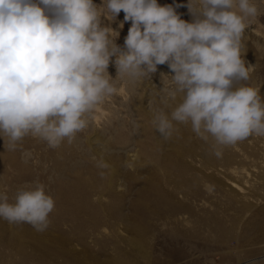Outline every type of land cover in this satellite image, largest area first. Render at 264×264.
<instances>
[{
    "label": "clouds",
    "instance_id": "9594fccd",
    "mask_svg": "<svg viewBox=\"0 0 264 264\" xmlns=\"http://www.w3.org/2000/svg\"><path fill=\"white\" fill-rule=\"evenodd\" d=\"M264 0H0V140L8 152L31 137L57 149L72 145L94 113L120 95L121 85L151 81L159 65V107L151 124L167 142L178 124L214 142L213 154L250 136L264 137V96L250 81L246 31L262 15ZM186 7L191 22L177 12ZM129 23L123 45L112 23ZM114 65L116 75L109 73ZM157 88V87H156ZM175 107H172L173 103ZM171 108V111L167 109ZM139 128V124L135 125ZM106 168L103 155L90 157ZM56 201L39 181L25 184L10 202L0 191V219L37 232L51 224Z\"/></svg>",
    "mask_w": 264,
    "mask_h": 264
},
{
    "label": "rangeland",
    "instance_id": "374dc122",
    "mask_svg": "<svg viewBox=\"0 0 264 264\" xmlns=\"http://www.w3.org/2000/svg\"><path fill=\"white\" fill-rule=\"evenodd\" d=\"M94 2L100 4V0H94ZM158 3L162 6L185 5L187 0H158ZM260 10L262 15L258 18V22L253 23L246 31L244 40L247 48L245 59L250 64L255 65L251 73V79L246 83L253 86L264 85V3L260 5ZM177 12L182 19L191 22L192 17L186 7L178 8ZM122 22L123 13L112 23V27L120 32L117 43L121 46L123 45V38L127 34V28L130 26L129 23H125L124 27L120 28L119 25ZM253 31L256 34H253ZM109 73L115 77L116 69L114 65H110ZM166 74L168 73L165 72L164 75ZM170 74L172 73L170 72ZM162 80L161 72L157 68V72L151 76V81L145 80L135 85H121L120 95L101 106L98 112L94 113L90 127L83 133L78 134L76 142L72 145L65 142L59 148L51 149L43 141L31 137L25 138L22 148L33 152V159L28 164L22 163L20 150L8 152L3 140H0V154L10 155L14 153L15 155V162H4L0 166V174L5 177L14 176L18 174L16 169L22 168L25 169L24 177L19 176L20 182H15L13 185L17 186L18 189L25 184L39 181L46 185L48 194L54 196L55 199L58 192L62 190L61 188H64L65 191H71L73 187L81 186L83 192L92 193L89 194L88 201L91 200L90 202L93 204L108 205V203L117 204L121 202L124 212L128 211L131 217V208H135L138 213L142 212L139 215L145 213L140 221L131 218L129 228L132 227V230H129L128 227L125 228L120 222H115L112 219L96 228H90L88 222L84 224L82 229L83 242L89 249V254L83 255L86 262L90 260V256H93L98 260V264H113V261L118 264L121 260H126L132 264H150L151 262V264H252V262L253 264H264V137L250 136L235 145L236 150L239 149L240 151V157L237 156V160L236 158L232 160L230 167L234 168V172L231 173L220 170L218 167L220 168V164L223 162L219 159L224 158V154H228V152H224V149L233 150L234 145L223 148V156L217 157L214 155L219 159L217 160V167L215 166L211 170L201 171L199 163L203 161L199 156L195 158L188 157V162H191L195 168L185 175V179H189V182L186 185H180L174 178V175L177 174L175 168L178 163L176 160H180V157L177 159L173 156L172 149L186 147L185 140L183 141L184 137L189 138L191 144L197 142L200 138L192 131L190 123V126L189 124H178V131L169 140L171 145H163L165 144L164 141L155 132L151 124V109L160 106L157 89L162 87ZM149 84L155 85V89L149 90ZM146 91L153 95L152 100L146 98ZM261 95L264 96V86L261 87ZM178 102L179 100L174 102L172 107H175ZM167 111L170 112L171 108ZM136 124H139L140 127L136 128ZM185 134L186 136H184ZM100 138L103 140L101 141ZM212 143L214 142L212 141ZM240 145H242V149ZM161 154L163 155L161 156ZM93 155L97 158L103 155L108 167H97L96 162L90 158ZM166 155L167 157H165ZM168 156L173 157L168 160ZM180 162L184 163L182 160ZM184 165H187L186 162ZM79 178L81 179L79 180ZM225 181L227 183H224ZM229 181L239 186L241 190L231 189ZM158 183L161 196L164 194L165 197L169 196V201L174 205L179 201L184 210L177 211L176 206L174 209H169L168 198L164 197L163 201L158 204L154 201L150 203L149 200H154L155 196L151 186L154 187ZM193 185L195 186L193 187ZM3 188L5 186L1 189ZM147 188L152 192H149ZM99 192L102 194L100 195ZM179 192L184 193V197ZM122 194L125 195L123 200ZM141 194H146L149 199L146 208L143 209H139L134 205ZM148 208H152V210ZM158 211L159 213H157ZM100 219H107L103 211L100 212ZM72 225L73 223L67 222L66 225H63V230H69ZM140 225L142 226L140 227ZM124 228L127 232L124 231ZM136 229L137 232L141 231L142 233L139 240L135 239ZM175 234L177 236L176 241H169V235ZM244 234H248V238ZM178 237L184 238L181 240ZM184 239L189 242L186 241L185 243ZM207 239L212 241L210 242ZM75 242L72 241V244L74 243L76 251H81L82 247ZM131 243H134V246ZM186 244L190 245L191 248L189 249ZM0 249L3 251L1 247ZM138 249L143 251L146 256H142L141 251ZM18 258V255L10 257L8 250H5L4 256L3 254L2 257L0 256V262L2 264L4 262L16 264L19 261ZM106 260L110 263H107ZM149 260L151 262H146ZM58 261L61 263L62 259H58ZM27 262L28 264H39L38 261L33 260Z\"/></svg>",
    "mask_w": 264,
    "mask_h": 264
},
{
    "label": "bare ground",
    "instance_id": "6f19581e",
    "mask_svg": "<svg viewBox=\"0 0 264 264\" xmlns=\"http://www.w3.org/2000/svg\"><path fill=\"white\" fill-rule=\"evenodd\" d=\"M248 33V32H247ZM253 34H256L255 31L252 32ZM258 35V34H257ZM259 36V35H258ZM160 72H161V75L165 74V72H167L169 75L170 74V69L167 67V65H159L157 67ZM166 74V75H168ZM129 85V84H128ZM131 85V84H130ZM148 88L149 90H154L155 89V85H151L149 84L148 85ZM148 91V90H147ZM146 91V98L149 99V100H152L153 99V95L151 93H148ZM146 102V101H145ZM150 102V101H149ZM148 102V103H149ZM148 106V105H147ZM100 109V108H99ZM98 109V110H99ZM97 110V112H98ZM187 125V124H186ZM96 126V125H95ZM183 126V125H182ZM190 126V124H189ZM188 126V127H189ZM185 127V126H184ZM183 127V128H184ZM187 131V130H186ZM178 134V133H177ZM181 134V133H180ZM187 134V133H186ZM186 134L184 136H186ZM183 135V134H182ZM181 135V136H182ZM190 136V135H189ZM101 137V136H100ZM105 137V136H103ZM98 138V136H97ZM183 138V137H182ZM105 139V138H104ZM180 139V138H179ZM189 138H183V141L185 140V144H186V147H184L183 149L182 148H173L172 149V153L174 154L173 156H175L177 159L178 157H180V160L184 161V163L186 162L187 165H182V163L180 162V160H176L178 164H176V171H177V174L174 175L175 177V180L176 182H178L180 185H186V183L189 182V179H185V175L187 172L193 170V168H195V166L192 165L191 162H188L187 158L188 157H193L195 158L196 156H199L203 162H200L199 165L201 166V171L202 170H211L213 167H217V160L219 158L215 157L214 154H213V143L212 141H210L211 138H209V140L207 142L199 139L197 142L195 141V143H189ZM194 139V138H193ZM101 140V138H100ZM103 140V139H102ZM101 140V141H102ZM196 140V139H195ZM179 141V140H178ZM194 141V140H193ZM109 142V141H108ZM174 142V141H173ZM165 144L163 145H166V144H170L171 145V142H163ZM181 143V142H180ZM181 145V144H179ZM236 145V144H235ZM234 145V148L232 147L233 150H229L228 148L227 149H224V152H228V154H224V158L222 159H219V161L223 160L222 164H220V168L218 167V169L220 170H226V172L228 173H231V172H234V168L230 167V164L232 163V160L235 159L237 156L240 157V151L238 149V151L236 150L237 147ZM106 146V145H105ZM104 146V148H105ZM108 146V145H107ZM174 146V145H172ZM242 145H240V148H241ZM183 147V146H182ZM239 147V146H238ZM106 149V148H105ZM181 149V150H179ZM242 149V148H241ZM170 150V149H169ZM236 150V151H234ZM101 151V150H100ZM109 151V150H108ZM104 152V151H103ZM225 152V153H226ZM242 152V151H241ZM106 153V152H105ZM171 154V153H170ZM244 154V153H242ZM163 154H161L162 156ZM133 156H136V155H133ZM172 156V157H173ZM223 156V154H222ZM167 157V155L165 156ZM164 157V158H165ZM169 158H167L168 160L172 157L168 156ZM238 157V158H239ZM244 157V156H243ZM163 158V157H161ZM198 158V157H197ZM175 159V158H173ZM167 160V161H168ZM237 160V158H236ZM235 160V162H236ZM163 161V160H162ZM4 162H7V163H11V162H15V155L14 153H11L10 155H4V154H0V166L4 164ZM160 162V161H159ZM188 162V163H187ZM221 163V162H220ZM197 164V163H196ZM155 165V164H154ZM161 165H163L161 163ZM160 165V166H161ZM198 165V166H199ZM234 165V163H233ZM164 167V166H163ZM162 167V168H163ZM226 167V168H225ZM166 168V167H165ZM215 169V168H214ZM240 170V169H239ZM243 170V169H242ZM16 171L18 172L17 175H14V176H10V177H5L3 176L2 174H0V191H7V194L9 195V198H10V202H12V198L15 196L17 190H18V187L17 186H13L15 182H20L19 181V176L21 177H24V174H25V169H22V168H18L16 169ZM113 171V169H112ZM200 171V172H201ZM171 172V171H170ZM173 172V171H172ZM216 172V171H215ZM221 172V171H220ZM236 172V171H235ZM243 172V171H242ZM241 172V174H242ZM238 173V172H236ZM61 174V173H60ZM63 174V173H62ZM227 174V173H226ZM214 175V174H213ZM216 175V174H215ZM225 175V174H224ZM243 175H245L243 173ZM247 175V174H246ZM170 177V176H169ZM188 177V176H187ZM218 177V176H217ZM220 177V176H219ZM244 177V176H243ZM242 177V178H243ZM81 178H79L80 180ZM224 179V178H223ZM78 180V179H77ZM157 180V179H156ZM155 180V181H156ZM227 180V179H226ZM97 181V180H96ZM84 182V181H83ZM158 182V181H157ZM230 182V181H229ZM160 183V182H159ZM159 183L158 184H155V186H151L152 190H154L155 192V196H154V200H149L148 199V196L146 195L147 192H144L143 193H146V194H141L139 195V199L136 200V202L134 203V205L136 207H138L139 209H143V208H146V203L148 202V200L151 202H156L157 204L159 202H162L163 201V197L164 198H168L167 196L165 197L164 195L161 196V192L159 191ZM224 183H227L226 181ZM230 186L229 187H232L231 189H239L241 190V188H239V186H237L236 184H234L233 182H230ZM70 184V183H69ZM84 184V183H83ZM94 184V183H92ZM153 184V183H152ZM150 184V185H152ZM191 184V182H190ZM74 185V184H73ZM91 185V184H90ZM149 185V187H150ZM188 185V184H187ZM3 186H5V188L1 189ZM65 186V185H64ZM195 185H193L194 187ZM249 186V185H248ZM254 186V185H253ZM67 187V186H66ZM148 187V188H149ZM161 187V186H160ZM179 187V186H178ZM176 187V188H178ZM89 188V187H88ZM92 188V187H91ZM147 188V190L149 192H152L151 190H149ZM62 190L60 192H58V194L56 195L55 197V201H56V205H55V209L52 213H50V221H51V224L50 226L48 227L47 230H45L44 232H37L31 225L27 224V223H23V224H18V225H13V224H9L8 222L0 219V247L3 249V251L5 252V250H8L9 252V256L12 257V256H15V255H18L19 258H18V262H16V264H28V260H33V261H38L39 264H98L97 263V259H95L93 256H90V260L88 262H86V259H84L83 255H88L89 254V249L87 248L85 242H83L84 240V234H83V225L86 224L87 222L90 223V228H96L98 226H100L101 224H105L106 221H108L109 219H112L114 220L115 222H120L122 226H124L125 228L126 227H130V224H131V218L133 217L136 221H140L141 218H143V215H145V213L143 215H139L141 213H138L136 212V209H132L130 204H129V209L131 208V214H132V217L128 214V211L127 212H124L122 206L121 205V202L119 203H108L107 204H93L91 203L89 200V194H92V193H89L88 194V191L86 192H83L82 191V187L78 186V187H73L71 191H65L64 188H61ZM68 189V188H67ZM95 189V188H94ZM193 190L195 188H192ZM230 189V188H228ZM174 190V188H173ZM245 190V189H244ZM142 191V190H141ZM163 191V190H161ZM232 191V190H231ZM148 192V193H149ZM193 192V191H192ZM234 192V191H233ZM239 192V191H238ZM173 193V192H172ZM175 193V192H174ZM235 193V192H234ZM99 194L101 195L102 193L99 192ZM171 194V193H170ZM169 194V195H170ZM179 194H183L184 193H180ZM99 195V196H100ZM123 197H122V200L125 198V195L122 194ZM237 195V194H236ZM234 195V196H236ZM241 195V194H240ZM172 196V195H171ZM54 197V196H53ZM184 197V196H183ZM240 197V196H239ZM242 197V196H241ZM246 197V196H245ZM151 198V197H150ZM153 198V197H152ZM236 198V197H235ZM238 198V197H237ZM248 198V197H247ZM78 199H80L78 201ZM171 199V197H170ZM244 199V198H243ZM249 199V198H248ZM242 200V199H241ZM247 201V200H246ZM167 202V201H165ZM168 202H169V209H174V207L176 206L177 208V211H181V210H184V208L182 206H180V203L178 201V203H176V205L172 204L171 201H169V198H168ZM248 202V201H247ZM256 202V201H255ZM97 203V202H96ZM171 203V204H170ZM133 205V206H134ZM148 205V204H147ZM166 205V204H165ZM244 205V204H243ZM188 206V205H186ZM264 206V205H263ZM149 207V205H148ZM168 207V206H167ZM248 207V206H247ZM149 209V208H148ZM189 209V208H188ZM262 209V208H261ZM132 210H133V213H132ZM138 210V209H137ZM149 210H152L149 209ZM154 210V209H153ZM156 210V208H155ZM168 210V209H167ZM104 212L107 219L106 220H101L100 219V212ZM130 211V210H129ZM173 211V210H172ZM150 212V211H149ZM154 212V211H152ZM151 212V213H152ZM159 213V211L157 212ZM165 213V212H163ZM185 213V212H184ZM154 214V213H153ZM166 214V213H165ZM155 215V214H154ZM171 215V214H170ZM182 215V214H180ZM179 215V216H180ZM185 215V214H184ZM164 216V214H163ZM178 216V215H177ZM262 216V215H260ZM147 217V216H146ZM173 217V216H172ZM185 217V216H184ZM166 218V217H164ZM174 218V217H173ZM214 218V217H213ZM172 219V218H171ZM182 219V218H181ZM187 219V218H186ZM212 219V217H211ZM185 220V219H184ZM189 220V219H188ZM216 220V219H215ZM174 221V219H173ZM180 221V220H179ZM186 221V220H185ZM205 221V220H204ZM214 221V220H213ZM67 222H71L73 223L72 227L69 229V230H63V225H66ZM175 222V221H174ZM215 222V221H214ZM222 222V221H221ZM262 222V221H260ZM76 223V224H75ZM184 223V222H183ZM145 224V223H143ZM182 224V223H180ZM261 224V223H260ZM136 225V223H135ZM185 225V223H184ZM188 225V224H187ZM253 225L255 226V224L253 223ZM257 225V224H256ZM89 226V225H88ZM138 226V224H137ZM142 225H140L141 227ZM171 226V225H170ZM189 226V225H188ZM211 226V224H210ZM214 227V225H212ZM139 227V228H140ZM190 227V226H189ZM192 227V226H191ZM262 227V225H261ZM124 228V231H126ZM251 228V227H250ZM255 228V227H254ZM253 228V229H254ZM133 228H129V230H132ZM175 229V228H174ZM223 229V228H222ZM191 230V229H190ZM189 230V232H190ZM193 230V229H192ZM212 230V229H211ZM252 230V228H251ZM173 231V230H172ZM127 232V231H126ZM135 232V231H134ZM133 232V233H134ZM187 233V231H185ZM72 233V234H71ZM171 233V231H170ZM198 233V232H197ZM200 233V232H199ZM202 233V232H201ZM128 234V233H127ZM132 234V233H131ZM136 234L135 236V239L137 238L138 240L140 239L142 233L141 231H138L137 232V229H136V232L134 233ZM143 234H146V233H143ZM193 234V233H192ZM129 235V234H128ZM133 235V234H132ZM131 235V236H132ZM183 235V234H182ZM187 235V234H186ZM215 235V234H214ZM217 235V234H216ZM223 235V234H222ZM245 235V234H244ZM243 235V236H244ZM248 234H246L245 236H247ZM180 236V235H178ZM196 236V235H195ZM203 236V235H202ZM210 236V235H209ZM185 237V236H184ZM182 237V238H184ZM241 237V236H240ZM169 241L173 242V241H176L177 239V236L176 234L175 235H169ZM180 238V237H178ZM182 238H180L182 240ZM190 238V237H188ZM193 238V237H192ZM201 238V237H199ZM198 238V239H199ZM224 238V237H223ZM248 238V236H247ZM197 239V238H195ZM220 239V238H219ZM128 240V239H127ZM125 240V241H127ZM137 240V241H138ZM185 240V243H186V239ZM204 240V239H203ZM208 241H212V240H209L207 239ZM234 240V239H232ZM72 241H76L78 245H80L82 247L81 251H76V247L74 245V243L72 244ZM143 241V240H142ZM196 241V240H195ZM75 242V243H76ZM131 242V241H129ZM147 242V241H146ZM145 242V243H146ZM168 242V241H167ZM179 242V241H177ZM183 242V241H182ZM189 242V241H187ZM170 243V242H169ZM184 243V244H185ZM201 243V241H200ZM203 243V242H202ZM207 243V242H206ZM213 243V242H212ZM229 243V242H228ZM130 244V243H129ZM132 244V243H131ZM134 244V243H133ZM132 244V245H133ZM173 244V243H172ZM171 244V245H172ZM192 244V243H191ZM204 244V243H203ZM178 245V244H177ZM183 246V243L181 244ZM187 245V244H186ZM194 245V243H193ZM192 245V246H193ZM202 245V244H201ZM200 245V246H201ZM211 246V244H209ZM209 245H208V248H209ZM213 245V244H212ZM223 245V244H222ZM134 246V245H133ZM147 246V245H146ZM145 246V247H146ZM219 246V245H218ZM130 247V245H129ZM150 247V246H149ZM147 247V248H149ZM187 247L190 249L191 246L190 245H187ZM194 247V246H193ZM134 248V247H133ZM136 248V247H135ZM139 248V247H137ZM173 248V247H172ZM195 248V247H194ZM203 248V247H202ZM180 249V248H178ZM176 249V250H178ZM201 249V248H200ZM210 249H212L210 247ZM139 251H141L140 249H138ZM188 250V249H186ZM203 250V249H202ZM205 250V249H204ZM208 250V249H207ZM1 249H0V256L2 257V254L4 256V252H3ZM133 251V250H132ZM147 251V249H146ZM168 251V250H167ZM173 251H175L173 249ZM182 252L184 250H181ZM193 251V250H192ZM181 252V253H182ZM201 252V251H200ZM205 252V251H204ZM211 252V251H210ZM135 253V251H134ZM137 254V253H136ZM151 254V252H150ZM153 254V253H152ZM82 255V257H81ZM141 255L142 256H146V254L141 251ZM181 255V254H180ZM151 256V255H150ZM183 256V254H182ZM118 257V256H116ZM120 257V255H119ZM118 257V258H119ZM174 257V256H173ZM180 257V256H179ZM117 258V259H118ZM128 258V257H127ZM140 258V257H138ZM152 258V257H151ZM58 259H62V262L60 263L58 261ZM116 259V258H115ZM239 259V258H237ZM110 260V259H109ZM119 260V259H118ZM121 260V259H120ZM153 260V259H152ZM107 261V260H106ZM104 262V261H103ZM146 262H151V260L149 261H146ZM145 262V263H146ZM255 262V261H254ZM262 262V261H260ZM259 262V263H260ZM107 263H110L107 261ZM115 263V261H113V264ZM152 263V262H151ZM150 263V264H151ZM0 264H2L0 262ZM4 264H8L6 262H4ZM112 264V263H110ZM116 264V263H115ZM118 264H132L131 262H128L126 260L124 261H120L118 262ZM154 264V263H153ZM156 264V263H155ZM253 264V262H252Z\"/></svg>",
    "mask_w": 264,
    "mask_h": 264
}]
</instances>
